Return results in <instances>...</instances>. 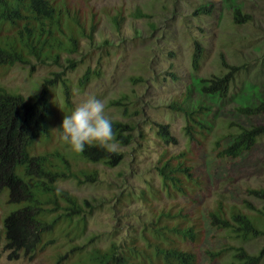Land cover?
I'll return each mask as SVG.
<instances>
[{
  "label": "rangeland",
  "instance_id": "obj_1",
  "mask_svg": "<svg viewBox=\"0 0 264 264\" xmlns=\"http://www.w3.org/2000/svg\"><path fill=\"white\" fill-rule=\"evenodd\" d=\"M56 1L68 4L72 12L78 11L87 31L96 14L98 28L93 40L81 37L78 52H63L58 63L32 59L30 65L1 67L0 88L29 99L40 92L45 78L66 72L72 90L71 109L65 104L61 84H57L49 95L52 137L48 141L38 138L29 149L38 154L59 150L65 153L72 169L97 170L91 182H56L58 188L69 191L81 203L89 201L93 206L87 208L84 232L65 237L67 223L62 222L53 233L55 244L33 258L22 254L9 258L2 240L0 264H56L67 251L61 264H79L95 248L108 250L113 243L118 245V251L132 248V252H140L138 258L143 259V264H164L156 257V244L191 251L199 256V264H231L237 247L252 255L264 250V235L242 240L231 230L209 227L210 222L203 218L205 210L218 208L229 217L232 207H237L250 217L262 216L264 223L263 199L241 194L239 198L252 204L247 207L231 191L264 189V137L244 165L229 168L222 163L217 167L213 160L218 139L236 134L240 126L249 127L244 121L247 118L238 116L237 109L246 103L264 101V0ZM202 7H209V13H197ZM237 10L247 16L245 22L234 20ZM138 12L148 17L134 16ZM116 17H120L119 30ZM197 43L203 47V57L195 70ZM225 62L245 67L235 77L227 97L204 95L200 79L224 75ZM87 71L93 73L92 77L86 87L80 88V79ZM89 95L105 102V113L111 119L134 126L131 143L117 144V150L124 154L118 165L87 162L58 139L56 129L64 116ZM175 102L189 108L198 104L205 107L201 116L208 128L204 129L201 149H191L184 131L186 118L171 107ZM158 123L170 127L176 143L159 139ZM163 152L174 162L183 152L187 155V165L197 173L204 191L202 197L192 195L194 204L182 193L164 190L157 171ZM189 207L198 208L192 213L193 221L180 220L178 215L187 213ZM17 208L8 203L7 190H0V217L3 219ZM52 216L55 213L49 217ZM196 222L201 223L198 230L204 232L193 240L171 230L162 231L165 227L187 229ZM216 253L220 256L210 257ZM259 264H264V257Z\"/></svg>",
  "mask_w": 264,
  "mask_h": 264
},
{
  "label": "trees",
  "instance_id": "obj_2",
  "mask_svg": "<svg viewBox=\"0 0 264 264\" xmlns=\"http://www.w3.org/2000/svg\"><path fill=\"white\" fill-rule=\"evenodd\" d=\"M209 11V7H202L197 13L204 14ZM134 16L148 17L140 12ZM246 17L240 10L234 14L236 23L245 22ZM115 22L119 30L120 17H116ZM97 28L95 13L91 28L87 31L81 22L79 12H72L68 4H59L56 0H0V68L12 67L16 64L30 65L32 59L58 63L63 52H78L81 37L93 40ZM202 57L203 47L197 43L193 56L195 70L199 68ZM223 65L227 68L224 75L200 79L199 87L204 95L227 97L232 82L245 67L231 66L226 62ZM92 74L87 71L82 76L79 82L80 88L86 87ZM57 84H61L65 104L71 109L72 90L65 71L45 78L40 92L29 99L0 88V190L6 189L8 203L18 206L3 219L0 218V244L4 240L5 250L19 251L29 255L30 258L49 245L55 244L57 240L53 233L62 222L67 223L65 225L67 228L63 232L65 237L84 232L87 228L85 217L88 213L87 208L93 206L89 201L81 203L69 191L58 188L56 182L67 179H73L77 184L91 182L96 178L97 170L72 169L65 153L59 150L38 154L29 149L38 138L44 137L48 141L52 137L49 122L53 115H51L49 95ZM171 107L183 113L186 118L184 131L189 137L191 149L193 151L201 149L206 136L204 129L208 128L201 116L205 107L198 104L194 108H189L178 102ZM237 115L246 117L247 119H243L249 127L240 126L236 134L224 136L216 141L213 160L217 167L222 163L229 168L244 165L253 150L257 148L259 139L264 137V101L240 106ZM253 120L260 123H252ZM112 122L118 144L131 143L134 126L119 120L112 119ZM156 126L160 140L167 144L176 143L168 125L158 123ZM183 153L174 162V158L172 160L167 157V152H163L157 171L166 192L182 193L194 204L192 195L196 193L202 197L204 191H201L197 173L187 165V155L185 157ZM79 154L87 162H102L108 166L118 165L124 159V154L120 151L110 153L95 144L86 146L85 151ZM231 191L238 198L241 194H245L264 200V189L234 188ZM239 202L252 207L246 198H239ZM188 209L190 210L184 215L182 213L178 215L180 220L193 221L192 213L198 208ZM53 213L55 216L49 217ZM203 218L210 222L209 227L231 230L242 240L247 241L251 237L264 235L263 217L259 215L250 217L237 207H232L229 217L226 216L224 209L218 208L205 210ZM259 225H263L262 228ZM200 226L201 223L196 222L187 229L165 227L162 231L171 230L193 240L203 234V229L198 230ZM205 228L207 232V226ZM75 249L76 247L70 251L73 252ZM155 249H157V259L164 264L200 263L199 256L191 251L163 247L160 244H156ZM234 249L231 264H259L264 257V250L252 255L243 247ZM68 252L60 255L56 264H61L67 258ZM133 252L132 248L118 251V245L113 243L108 250L95 248L87 259L79 264H143V259L138 258L141 253L137 251L135 257ZM219 256L220 253H216L211 254L210 257Z\"/></svg>",
  "mask_w": 264,
  "mask_h": 264
},
{
  "label": "clouds",
  "instance_id": "obj_3",
  "mask_svg": "<svg viewBox=\"0 0 264 264\" xmlns=\"http://www.w3.org/2000/svg\"><path fill=\"white\" fill-rule=\"evenodd\" d=\"M56 132L59 141L75 152H83L86 146L94 144L110 153L117 151L112 119L105 113V102L95 95L87 96L65 115ZM3 251H7L4 246ZM8 252L9 258L24 255L14 250Z\"/></svg>",
  "mask_w": 264,
  "mask_h": 264
}]
</instances>
